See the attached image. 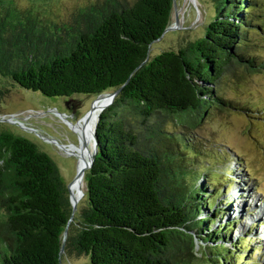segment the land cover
<instances>
[{
  "label": "trees",
  "instance_id": "1",
  "mask_svg": "<svg viewBox=\"0 0 264 264\" xmlns=\"http://www.w3.org/2000/svg\"><path fill=\"white\" fill-rule=\"evenodd\" d=\"M41 1L0 0V98L16 85L49 96L121 89L99 114L78 213L55 160L0 129V264H61L63 246L62 262L86 254L92 264H236L241 251L249 256L243 235L230 239L237 220L222 222L221 191L199 182L184 152L206 116L237 108L220 92L223 78L239 67L264 72L248 38L256 28L264 34V0H210L215 15L202 36L154 55L173 0H92L66 19Z\"/></svg>",
  "mask_w": 264,
  "mask_h": 264
},
{
  "label": "rangeland",
  "instance_id": "2",
  "mask_svg": "<svg viewBox=\"0 0 264 264\" xmlns=\"http://www.w3.org/2000/svg\"><path fill=\"white\" fill-rule=\"evenodd\" d=\"M21 1L25 3L26 0ZM91 1L41 2L51 9L54 16L66 19ZM177 9L179 22H175L173 10L172 27L151 44L152 55L164 49L178 48L202 36L206 24L215 15L210 0H177ZM248 38L251 49L260 59H264V34L256 28L249 32ZM0 78L7 80L1 75ZM220 92L225 100H230L237 108L215 109L191 129L188 132L191 144L184 154L197 164L199 182L208 178L213 186L207 185V188L213 193L221 191L218 200L228 213L222 222L237 220L230 239L237 240L242 235L246 238L249 256L241 251L244 254L236 264H264V72H251L239 67L223 78ZM97 99V95L87 93L49 96L39 90L16 85L0 98V129L11 130L36 142L55 160L68 185L75 179L79 168L81 136L77 126L81 120L85 122L84 117L92 109L93 103V107L96 106ZM207 166L212 168L213 173L201 177L202 167ZM228 170L236 172L228 176ZM86 187L84 178V194L77 203V213L86 200ZM228 198L231 203L226 201ZM196 239L200 250L205 243ZM230 239L226 241L229 246L232 242ZM63 264L92 263L89 255L82 254L64 257Z\"/></svg>",
  "mask_w": 264,
  "mask_h": 264
},
{
  "label": "bare ground",
  "instance_id": "3",
  "mask_svg": "<svg viewBox=\"0 0 264 264\" xmlns=\"http://www.w3.org/2000/svg\"><path fill=\"white\" fill-rule=\"evenodd\" d=\"M195 1V0H194ZM108 96L102 94L97 99V104L92 110L84 117L85 122L81 120V123L78 124L77 129L81 136V148L78 152L79 156V168L87 166L91 160V156L95 149V129L98 120V116L101 112V109L108 102ZM80 122V121H79ZM79 136V137H80ZM84 175L77 176L71 183V198L74 202H79L81 197L84 194Z\"/></svg>",
  "mask_w": 264,
  "mask_h": 264
},
{
  "label": "water",
  "instance_id": "4",
  "mask_svg": "<svg viewBox=\"0 0 264 264\" xmlns=\"http://www.w3.org/2000/svg\"><path fill=\"white\" fill-rule=\"evenodd\" d=\"M173 1H174V11H175V22L178 23V22H179V15H178V9H177V0H173ZM171 27H172L171 25L167 26V27L165 28L164 32H165L167 29L171 28ZM164 32H163V33H164ZM162 35H163V34H162ZM120 89H121V88H118V89L115 90V91H107V92H103V93H100V94L97 95V96L99 97L100 95L105 94V95H107L108 98H109L108 102H107L106 105L101 109V111L113 101L115 95L120 91ZM95 100H96V99H95ZM94 102H95V101H94ZM93 106H94V103H93V105H92V108H93ZM91 110H92V109H91ZM91 110H90V111H91ZM90 111H89V112H90ZM89 112H88V113H89ZM88 113H87V114H88ZM98 119H99V116H98ZM98 143H99V142H98V138H97V129H95V149H94V152H93V154H92V156H91V160H90V162L87 164V166L82 167V168H78V172H77L76 177H77V176H83V175H85V171H86V169L92 166L93 161H94V159H95V156H96V154L98 153ZM76 177H75V178H76ZM71 183H72V182H71ZM71 183L67 185L68 188H69V191H70V196H71V190H70ZM70 200H71V203H72V206H73V208H72V211H73V212H72V213H74V212L76 211V209H77V202L72 201V198H71V197H70ZM66 234H67V229L65 230V236H66ZM63 251H64V246L61 248V254H62ZM61 254H60V262H61V264H63V262H62V258H61Z\"/></svg>",
  "mask_w": 264,
  "mask_h": 264
}]
</instances>
